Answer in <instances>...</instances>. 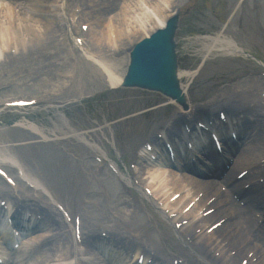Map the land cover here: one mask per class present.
Listing matches in <instances>:
<instances>
[{"label": "rangeland", "instance_id": "obj_1", "mask_svg": "<svg viewBox=\"0 0 264 264\" xmlns=\"http://www.w3.org/2000/svg\"><path fill=\"white\" fill-rule=\"evenodd\" d=\"M235 1L230 0L233 4L230 6L228 0L230 8L236 6ZM182 3L177 2L176 8L184 5ZM87 4V0H63L60 7L63 10L64 22H67L69 15H73L76 7L84 9ZM212 4H215V0H188L182 9L181 32L176 41L181 71L195 70L202 62V47L197 43L191 45L183 40L185 31L218 29L216 17L207 10V7L212 8ZM239 11L240 17L231 22L225 30V35L235 39L247 52L260 56L264 64V0H245ZM73 33H75L73 29L68 28L67 41H62L60 47H57L59 52L51 57H37V53L33 52L28 55L29 57H24L25 59L11 58L6 62L10 65L0 70V103L17 98H47L46 94L53 95V92L58 95L52 97V101L44 106L33 109L17 111L0 109V147L6 154L25 164L43 185L48 188L50 186L55 198L70 211L71 215L80 214L83 217L82 212L78 213L81 205L87 207L88 213L93 217L107 219L106 216L115 213L112 201L121 195L128 202V196L122 191L125 186L121 184L118 186L106 166L99 168L93 159L94 153L101 158H105L106 154L108 158L121 160L122 164L133 163L131 160L136 157L133 156L136 150L142 148L145 141L156 135L155 125L172 122L179 108L174 106L166 108L164 104L168 103V100L156 93L136 89H110L101 73L93 72L90 66L85 65V62L89 61L95 66V62L88 60L87 54L75 50ZM44 46L49 48L53 45L48 43ZM212 55L188 86L190 104L198 108L218 100L222 101L224 107L229 106L230 101L236 102V97L230 92L226 93V89L233 90L236 87L241 90L244 86H252L258 98L256 89L261 84L254 86L248 82L253 78H247L249 73L257 71L256 78L264 83V78L260 74L264 72L263 65L250 58L214 56V53ZM67 61L74 67L72 77H76V82L64 78L67 72L70 74V68L64 64ZM126 70L127 66L124 65L119 73L125 74ZM182 82L188 84L186 79ZM69 99L77 100V103L60 106ZM160 105L164 107H159ZM214 112H217L216 109ZM61 116L66 118L73 129L87 132V139L99 145L101 151L94 153L81 151L76 140L63 138L57 129ZM22 121L34 123L49 140L54 138L53 132L61 136V139L43 142L39 136L25 129L13 127L15 123ZM23 142L31 144L18 145ZM134 145L137 147L135 152ZM260 148L262 154L258 155V159L264 157L263 145ZM239 157L247 159L249 154L241 151ZM4 187L6 188L0 179V192L5 190ZM101 190L111 195V203L107 210L94 212L90 207L97 203L96 193L101 195ZM121 207H126L123 208L126 213L131 209L129 205ZM218 219L219 216L210 224ZM107 221L113 224L112 217ZM140 222H144L143 218ZM143 227L145 226L138 227L135 220L126 225L129 232L141 231ZM55 233H65L69 241L71 240L66 229L58 227Z\"/></svg>", "mask_w": 264, "mask_h": 264}, {"label": "bare ground", "instance_id": "obj_2", "mask_svg": "<svg viewBox=\"0 0 264 264\" xmlns=\"http://www.w3.org/2000/svg\"><path fill=\"white\" fill-rule=\"evenodd\" d=\"M145 1L147 2V5L151 10L150 12L145 11L140 6V3ZM175 1L178 0H87L90 5L87 4L85 6L86 8L83 16L91 20V28L88 36L93 41L90 54L94 53L95 55V66H93V63L89 61L87 63L85 62V65L90 66L93 72L101 73L103 79L113 89L117 88L121 84L124 75L119 72L121 68L124 67V65L129 64L130 58L128 60L127 53L132 49L135 43H138L140 41L141 38H143L144 36H149V34L154 30L156 24L161 27L164 26L165 22L169 18V15L174 12V9L176 7L174 6ZM58 3L59 0H0V48L8 50L15 48L16 50H18L19 53L15 57L16 60H19L20 58L25 59L24 57H29L28 55L33 52L37 53V57L41 58L51 57L54 53L59 52L57 47H60V44L62 43V41H64L66 37L64 30L66 31V28L68 26L64 23L63 13L58 11L57 9ZM101 3H105L106 5L104 11L101 10L99 13H87L88 9L98 7L97 5ZM112 27L115 29L117 41L123 44L125 48H127L125 55L120 53L112 55L111 53H107V51L105 50V48L111 44L109 38L110 29ZM202 41L205 48H209L210 50L214 49L212 51L223 52L226 54L241 53V49L234 43V41L220 35H217L214 38L206 36L205 38H202ZM48 43L52 44L53 46L49 48L45 47L44 44L48 45ZM210 50L206 49V52H212ZM10 60L11 59L9 58H2L0 56V70L10 65L6 63ZM69 63V61L64 63L67 65L66 67L70 68V74L67 72L65 78L67 77L69 80H73V82H76V77H72L74 67ZM131 67L132 66L129 67V72L131 71ZM187 77L193 78L194 73L187 74ZM251 81H253L252 84L256 85L261 83L258 79L255 81ZM262 91L259 92V95ZM232 94H235V92ZM238 94L245 103L248 102L249 99H251L252 101V99L256 98L255 90L253 88L243 89L239 91ZM253 110L256 111V117L261 116L262 106H259L257 104V108ZM183 118H185V115H181L180 117H178L177 121H174L173 128L175 130L179 129L178 122ZM61 119L63 121L64 127H66L67 130L63 132V136L78 140L77 144H80L82 147H85L87 149L92 150L94 148L100 150L98 145H93L89 143V141H87V138L85 137L87 133L81 134L77 130H73L67 124L63 117H61ZM244 125L254 126L257 125V123H252L249 120L248 123ZM17 126H22L26 130H30L35 134L43 135L41 130L32 123H19L17 124ZM161 126L158 124L157 128L160 129ZM234 126L241 125L235 124ZM237 128L242 129L239 136L247 142L246 147L243 150L245 153H249L250 155L247 159L243 157L237 158L235 164L232 166L231 173L229 174L228 178H226L225 182L231 186L232 191H236L240 194V196L246 198L248 208L250 209L251 207L264 205V189L263 191L258 190L254 188L255 186L253 185V188H251L249 191H243L241 190V183H235L236 180L234 179V177L244 168H251V170L257 168V165L251 164V161L256 160V158H258V155L262 154L260 145L262 142H264V135H262L264 134V132L255 129L253 132L249 133L245 130L243 131L244 127ZM169 136H172V134H170ZM250 144H253V146L250 147ZM154 146H156V148L160 150L159 160L163 162V158L161 160V157L165 155L164 150L160 148V141L154 140ZM176 148L179 152L180 149L183 150V147L180 145H177ZM135 150L136 146H134V152ZM209 150L212 151L213 149L207 143V147H203V152L206 154H210ZM0 153V162H5L7 158L15 162L14 160L16 159L12 156L3 153V151H0ZM259 160L260 159H258V161ZM252 165H255V167L253 168ZM185 166L189 165L186 164ZM174 170L187 172L186 169H182L180 166L179 168H176ZM163 177H165V175L161 176L160 178ZM166 179H168V175L166 176ZM251 179L254 180V174H252ZM170 186L171 191L168 190L169 195L183 192L184 189L189 186H195L192 193L193 196H191L192 200L198 195V192H204V195L202 196L200 201V206L197 210H200L204 207H206V211L212 208L215 209V212L212 215L203 219L202 222L196 223L197 225H195L198 227H203L204 232L203 235L199 237V239L204 238L206 240V244H217L218 240L214 237L222 232L220 236L216 237L219 238L228 231L229 236L233 237L231 244H234L239 248L240 256L244 257V254L245 256L248 255L249 251L245 253L247 247H249L250 250H262L261 245H264V230L255 226L256 222L252 220L248 210H243L240 207H237L233 202L231 203V205L228 204L226 200L230 198L229 196H227L226 199L215 197L213 203L210 206H207L210 198L217 194L215 191L217 184L214 181H199L192 177L179 178L178 176L171 174ZM159 194L163 195V193ZM47 195L51 194L47 193ZM188 196H190V193H184L182 197L175 203V206L179 205L181 209L187 206L188 203H186L185 198H187ZM75 201H77V196L75 198ZM104 205L105 202L100 200L97 202V204L94 205V209H96L97 206ZM217 207H220L219 210ZM121 213V210H119L118 214ZM196 213L197 212L191 211L190 215L195 216ZM50 216L51 215L45 214V223L50 221V219L47 218ZM218 216L219 219L215 223H218V221L222 219H226L225 224H223L221 228H218L216 231H214L211 235L205 236L204 234H206V230L204 229V227L210 226V222H212ZM246 216H249L248 219L245 218ZM95 222L98 221L96 220V218H93V216L84 215V227H86V225L92 226L95 224ZM16 223H18L19 226L23 227L26 224L32 222L31 220L26 221L24 218L17 217ZM37 226L42 229H46L45 226H41L39 225V223L37 224ZM29 235L30 234H27V236ZM10 237V226L8 225V227H6L5 225L0 223V241L6 238L9 239ZM44 237H40L39 235L35 236L33 234V239H31L30 241H22V248L29 253L35 249V247L31 244V241L35 240V242H38L40 238L43 239ZM254 239L260 240L261 245H254ZM53 240L54 242L57 241L55 236ZM58 241L59 247H56L54 245L53 248H57L56 250H52L54 252L44 254L43 256L37 258V260L32 261L33 264H52L54 263V260H56L60 264H70V261L75 253L73 243L71 242L70 247L68 238L64 234H62L58 238ZM91 242L92 244H96L97 246L99 245L94 238L91 239ZM48 245L43 247V249ZM220 246L221 244H218L217 248H220ZM38 248L42 249L40 245H38ZM0 249H3V246L0 247ZM49 251H51V249ZM15 255H17V253ZM109 255V259L113 261V264H126L123 259H117L116 257H114L113 253H110ZM18 256L25 257V255L23 254H18ZM227 261L235 262L233 259L229 258H227ZM82 264L88 263L85 260H82Z\"/></svg>", "mask_w": 264, "mask_h": 264}, {"label": "water", "instance_id": "obj_3", "mask_svg": "<svg viewBox=\"0 0 264 264\" xmlns=\"http://www.w3.org/2000/svg\"><path fill=\"white\" fill-rule=\"evenodd\" d=\"M149 44H152V42H147V43L141 45L140 47H138L137 52L135 53V56L139 55L142 51H144L146 49L153 51L154 53H156V55H159L157 52H160L162 50L158 49L157 46L155 47L154 50L152 48H148L149 46H151ZM159 45H161V44H159ZM161 59H162V55H159V60H161Z\"/></svg>", "mask_w": 264, "mask_h": 264}]
</instances>
